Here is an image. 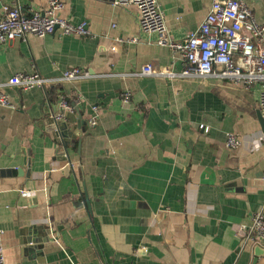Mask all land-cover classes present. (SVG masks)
Masks as SVG:
<instances>
[{"label":"crops","instance_id":"0c3cea01","mask_svg":"<svg viewBox=\"0 0 264 264\" xmlns=\"http://www.w3.org/2000/svg\"><path fill=\"white\" fill-rule=\"evenodd\" d=\"M58 1V15L86 21L89 34L56 31L0 45V83L16 73L54 81L4 87L15 104L0 106L5 264H264L245 240L264 206L259 87L138 75L148 64L180 72L183 57L141 29L134 6ZM213 1L157 3L180 41ZM243 1L264 24V0ZM5 5L32 13L48 0H0V14ZM71 68L90 76L60 81ZM61 97L72 100L75 121L54 119ZM73 106L82 119L79 145ZM230 133L239 139L233 148L225 144Z\"/></svg>","mask_w":264,"mask_h":264},{"label":"built area","instance_id":"2783aa9c","mask_svg":"<svg viewBox=\"0 0 264 264\" xmlns=\"http://www.w3.org/2000/svg\"><path fill=\"white\" fill-rule=\"evenodd\" d=\"M114 6L137 9L138 23L145 32L157 35V44L167 46L179 52L183 57L180 72L165 66L159 70L150 64L143 66L138 75H157L166 77L194 76L227 79L242 84L245 88L259 87L258 108L264 117V24L253 15L250 7L243 0H214L203 21L195 32L180 41L171 38L168 33L164 12L157 0H113ZM62 4L58 0H48V7L43 11L26 13L18 6H3L0 14V45L12 39H26L28 36L44 37L56 31L60 35L89 34L86 21L73 23L58 15ZM113 48V47H112ZM86 70L71 68L65 70L59 80L68 81L89 77ZM54 82L38 74L16 73L0 83V106L10 109L15 104L4 92L6 86H17L27 91L34 86ZM61 112L53 115L59 121L65 113L72 112L65 98H60ZM91 125L95 120H90ZM206 131V126L200 125ZM226 146L233 148L239 144L235 134H228ZM21 195L31 196L33 191L21 190ZM245 240L251 246L264 248V206L254 212ZM0 229V264H5L1 244Z\"/></svg>","mask_w":264,"mask_h":264},{"label":"water","instance_id":"95a60500","mask_svg":"<svg viewBox=\"0 0 264 264\" xmlns=\"http://www.w3.org/2000/svg\"><path fill=\"white\" fill-rule=\"evenodd\" d=\"M74 107V106H73ZM75 111L78 112V108L77 107H74ZM259 110V109H258ZM65 117H67V119H72V121H75V117L73 116L72 113H65L64 114ZM257 115H258V120L260 122V125H261V129L264 133V117L262 116L260 110L257 111ZM81 115L79 114L78 112V116H77V119H76V129L73 131V135L76 136L78 138V145L80 144V138H81ZM69 126V124L67 122H61L60 125H59V129L63 132V133H67V127ZM79 147V146H78ZM18 172H21L20 170H18ZM255 250L258 253H264V249L262 247H255Z\"/></svg>","mask_w":264,"mask_h":264},{"label":"trees","instance_id":"16d2710c","mask_svg":"<svg viewBox=\"0 0 264 264\" xmlns=\"http://www.w3.org/2000/svg\"><path fill=\"white\" fill-rule=\"evenodd\" d=\"M53 92H54V89L51 88L50 93H53ZM66 100L68 101V103L72 104V100H70V98H66Z\"/></svg>","mask_w":264,"mask_h":264}]
</instances>
